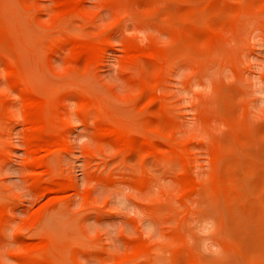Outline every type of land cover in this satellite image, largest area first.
I'll return each instance as SVG.
<instances>
[{
	"label": "rangeland",
	"instance_id": "374dc122",
	"mask_svg": "<svg viewBox=\"0 0 264 264\" xmlns=\"http://www.w3.org/2000/svg\"><path fill=\"white\" fill-rule=\"evenodd\" d=\"M208 2L0 0V264L264 263V1ZM29 97L63 142L38 167Z\"/></svg>",
	"mask_w": 264,
	"mask_h": 264
},
{
	"label": "bare ground",
	"instance_id": "6f19581e",
	"mask_svg": "<svg viewBox=\"0 0 264 264\" xmlns=\"http://www.w3.org/2000/svg\"><path fill=\"white\" fill-rule=\"evenodd\" d=\"M264 1V0H263ZM207 2H208V0H207ZM231 2V1H230ZM243 2H245V1H243ZM200 3V2H199ZM198 3V4H199ZM209 3V2H208ZM186 4V3H185ZM189 4V3H188ZM191 4V3H190ZM195 4H197V3H195ZM207 4V3H206ZM263 4V3H262ZM194 5V4H193ZM192 5V6H193ZM175 6V5H174ZM239 6V5H238ZM204 7V6H203ZM205 7H206V5H205ZM205 7H204V9H205ZM195 8V7H194ZM252 9V8H251ZM206 10V9H205ZM208 10V9H207ZM240 10V7H239V9H238V11ZM168 12L170 13V14H173V11L171 12V11H169L168 10ZM192 12H195L196 13V11L194 10V11H191V13ZM198 13L199 12H201L200 14H197L196 13V15H195V17L196 16H198L199 18L197 19V20H199V24H200V18L202 17L201 16V14H202V12H203V9H202V11L200 10V11H197ZM206 12V11H205ZM194 13V14H195ZM207 13V12H206ZM208 14V13H207ZM207 14H206V16H207ZM201 17H200V16ZM204 15V14H203ZM172 18H174V15H172L171 16ZM205 18V17H204ZM203 18V19H204ZM209 18H208V16H207V20H208ZM172 20H174L175 21V18L174 19H172ZM205 21H206V18H205ZM175 22H177V21H175ZM202 22H204V21H202ZM193 23V22H192ZM195 26H197V25H199V24H197L198 22L197 21H195ZM178 24V23H177ZM174 25H176V24H174ZM205 26L206 27H208L206 24H205ZM200 27V26H199ZM208 29V28H207ZM210 31V30H209ZM208 31V32H209ZM211 32V31H210ZM209 34V33H208ZM210 35V37H211V35L213 36V34H209ZM208 35V36H209ZM178 37H179V35H178ZM180 38V37H179ZM100 39V38H99ZM98 39V40H99ZM104 40V39H103ZM103 40H101L100 39V41L98 42V41H95V42H91V43H79L78 41L76 42V43H74L73 44V50H74V53L76 52V54L78 55V56H80V57H84V59L86 60V63H90L94 58H96V54H97V52L100 50V46L103 44ZM101 41H103V42H101ZM97 42V43H96ZM102 43V44H101ZM76 44V45H75ZM106 44V43H105ZM75 45V46H74ZM138 47V46H137ZM138 49H139V47H138ZM137 50V49H136ZM135 50V52H136V54L138 55V53H137V51ZM129 52H132V51H129ZM134 52V51H133ZM132 52V53H133ZM143 52H142V50H141V53H139V55H141ZM135 54V53H134ZM133 54V55H134ZM128 58V57H127ZM132 58H133V56H132ZM79 59V58H78ZM129 59H130V56H129ZM135 74V73H134ZM140 86H142V88H143V85L141 84ZM142 88H140V90L142 89ZM144 89V88H143ZM142 92H143V90H142ZM152 94V93H151ZM150 94V99H154L155 97V95H151ZM139 96V95H138ZM153 97V98H152ZM34 98V97H33ZM32 97H29V98H27V104H26V106H28L27 107V109H28V111L26 112V115L28 116L27 118L29 119V121H31V122H33V124L31 125V127H30V131L27 133L29 136H28V139H29V144L31 145V147L33 148V151H32V153L34 154V156H33V158H31V159H34V162H35V164H36V166L35 167H38V166H40V165H42V162H43V157H42V152L44 153V151H49V150H52V148L54 147V146H57V145H61L63 142H62V137H61V133L59 132V131H55L54 129H53V126H52V124H50L49 123V121L48 120H46V118L44 117L45 115L43 114V112H42V110H40V108H41V102H36L37 100L35 99H33ZM139 98V97H138ZM136 102V101H135ZM150 102H152L153 103V101H149V103ZM148 105H150V104H148ZM148 107V106H147ZM144 109H147L146 107L144 108ZM219 111V110H218ZM28 113V114H27ZM144 116H145V113H144ZM102 125H100V127H101ZM99 127V129H101ZM104 128H105V125L103 126ZM106 128H107V126H106ZM106 130V131H105ZM104 131H103V134H104V136H108L109 138H112L113 140H115L117 143H118V145L120 144V145H124V146H127V147H132V146H135L136 145V142H135V140L134 139H132V138H130L129 136H128V134H130V130H129V132L128 133H126V132H124V131H122V130H120V129H117V128H115V127H111L110 126V128H108V129H105ZM102 130H100L99 132H101ZM144 132H146V131H143V133ZM160 132V131H159ZM102 133V132H101ZM101 133H99V135L101 134ZM132 133V132H131ZM142 132L141 133H139V134H143ZM148 133V132H147ZM150 133V132H149ZM138 134V135H139ZM151 134H152V132H151ZM151 134H149V136L151 135ZM102 135V134H101ZM100 135V136H101ZM153 136H154V134H152ZM99 136V137H100ZM104 136H103V138H104ZM148 136V138H149V140L150 139H152L153 138V136H152V138L151 137H149ZM155 137V136H154ZM156 137H159L158 135L156 136ZM144 138V137H143ZM160 138H162L161 136L158 138V139H160ZM146 138H144V142L143 143H140L141 145H145V144H148V145H150V147H152V148H154V149H156V145H154L153 143H151L150 141H148V140H145ZM157 139V138H156ZM164 139V138H163ZM233 139V138H232ZM143 140V139H142ZM161 140V139H160ZM165 140L167 141V138H165ZM234 140V139H233ZM162 141V140H161ZM165 141V142H166ZM236 144V143H235ZM173 145V144H172ZM172 145H170L169 147V149H171V151H173V152H175L174 154H176V155H178V156H180L182 159H184L185 157H186V155H185V151H184V149L181 147H179V145H177L178 146V148H177V146H172ZM257 145V144H256ZM122 146H120L121 148H122ZM236 146V145H235ZM61 147V146H60ZM237 147V146H236ZM255 147V146H254ZM150 149V148H149ZM132 150V149H131ZM42 151V152H41ZM39 152H41V153H39ZM50 152V151H49ZM149 152H150V150H149ZM250 158V157H249ZM251 159V158H250ZM34 163L32 164L33 165V167H34V165H35ZM44 166H42V168H43ZM46 168V167H45ZM44 170V169H43ZM50 175H51V172H50ZM55 176V175H54ZM144 177V176H143ZM243 177V176H242ZM246 177V176H245ZM36 181L39 183L38 185H40V188L42 187V190H41V192H43V193H45V192H48V193H55V192H57V191H59L60 192V190L61 189H65V188H67L66 186L67 185H64L63 186V181L61 180V182L60 181H58L56 178H46V177H44V176H40V177H38V178H36ZM244 182V181H243ZM66 184V183H65ZM70 184V183H69ZM187 185V184H186ZM39 191H40V189H39ZM63 191V190H62ZM56 194V193H55ZM52 195H54V194H52ZM58 195V194H57ZM56 195V196H57ZM60 196V195H59ZM55 197V196H54ZM58 197V196H57ZM85 196H83V198H84ZM59 198V197H58ZM54 199V198H53ZM50 201V200H49ZM60 204V202L58 203V205ZM60 205H62V201H61V204ZM58 207V206H57ZM59 208V207H58ZM60 208H61V206H60ZM58 210V209H57ZM50 211V210H49ZM56 210H54V212H55ZM57 212V211H56ZM264 215V214H263ZM44 217V216H43ZM46 217V216H45ZM47 218V217H46ZM43 221H44V219H42ZM264 224V223H263ZM47 239V238H46ZM50 240V239H49ZM41 241V240H40ZM42 242H43V240H42ZM45 242V241H44ZM230 242V241H229ZM28 244V243H27ZM63 244H65V243H63ZM63 244H62V246H63ZM45 243H39V244H33L32 243V245H28L27 246V256H26V261H28V262H30L31 264H50V262H49V260H47V259H44L43 261H41V260H38L37 258H39L40 256L41 257H44V254H43V250H45L44 249V247H45ZM51 247H53L52 245H50ZM51 247H49V249H51V250H53V248H51ZM69 248V247H68ZM137 249H138V247H137ZM47 250V249H46ZM55 251H57L56 249H54ZM62 250H63V248H62ZM68 250V249H67ZM59 251H61L60 249H59ZM138 252H136L135 251V248H134V251H133V253H135V255L133 254L132 256H137L136 254H139L140 253V251H139V249L137 250ZM48 252V251H47ZM50 252H52V254H53V251H50ZM62 252H64V251H62ZM237 252V251H236ZM45 254H47L46 252H45ZM50 254V253H49ZM55 254V253H54ZM142 254V253H141ZM48 255V254H47ZM51 255V254H50ZM58 255V254H57ZM56 255V256H57ZM60 255V254H59ZM140 255V254H139ZM236 255V254H235ZM55 256V257H56ZM141 256V255H140ZM238 256H239V254H238ZM50 257H52V256H50ZM58 257V256H57ZM60 259V258H59ZM69 259V258H68ZM70 259H72V258H70ZM126 259V258H125ZM57 260V259H56ZM130 261V260H129ZM132 261V260H131ZM130 261V262H131ZM123 262V261H122ZM125 262V261H124ZM56 263V262H55ZM120 263V262H119ZM118 263V264H119ZM132 263V262H131ZM53 264H54V261H53ZM117 264V263H116ZM264 264V263H263Z\"/></svg>",
	"mask_w": 264,
	"mask_h": 264
}]
</instances>
